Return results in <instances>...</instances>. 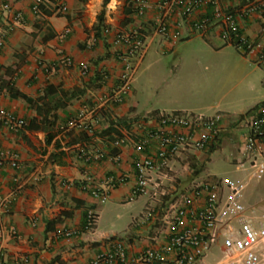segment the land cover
I'll return each instance as SVG.
<instances>
[{
	"label": "crops",
	"instance_id": "0c3cea01",
	"mask_svg": "<svg viewBox=\"0 0 264 264\" xmlns=\"http://www.w3.org/2000/svg\"><path fill=\"white\" fill-rule=\"evenodd\" d=\"M117 2V7L107 12L109 3L104 7V0H47L41 14L34 16L31 13L34 0H0V37L4 42L0 49V110L24 120L26 125L32 119L36 124L40 121L25 100L10 96L9 89L26 98H42L38 100L39 106L65 104L63 111H57L58 124L77 119L99 106L100 98L113 92L120 83L123 68L113 38L118 31L137 32L143 37L144 50L133 60L136 73L156 37L153 10L138 17L135 0ZM57 3L67 7L66 13L55 11ZM17 13L22 14V20L15 21ZM101 13L110 32L97 35L95 26ZM244 27L247 35L254 36V26ZM66 30H69L67 34ZM173 32L177 34L176 40L162 37L164 51L175 49L176 43L187 35H199L202 39L212 35L220 39L219 29L214 26L203 35L192 32L188 25ZM65 57L73 61V67L63 64ZM83 63L90 66L89 76L81 75ZM133 81L134 76L124 102L102 107L100 123L94 126L95 136L85 132L87 140H82L79 129H72L55 135L47 144L42 129L24 127L13 131L0 122V147L15 154L20 164L19 170L0 168V264L25 261L27 264H89L98 255L109 252L116 240L123 243L129 259H137L146 250L164 243L163 214L174 198L189 188L190 182H196L190 170L202 164L205 153L183 149L171 159L168 170L148 174L146 194L129 201L141 157L134 151V142L144 135L138 124L143 116L149 115L153 129L159 115L154 110L140 108L142 100L132 88ZM52 114L51 111L46 121L52 120ZM86 119L90 121L88 116ZM111 121L121 122L119 133L129 138L119 151L118 162L111 159L104 135V124ZM226 122L223 121L220 132L224 137L230 134L224 130ZM81 151L88 156L102 152L105 157L85 161ZM52 155L60 157V164L51 162ZM119 177L123 183H110ZM154 183L160 184L155 197ZM93 190H100L106 196L105 203L109 206L105 210L91 196ZM125 206L130 207L129 230L122 235L112 230L101 231L103 215L115 214L119 220ZM90 210L96 220L92 229L85 230V218ZM67 231H72L69 238L64 236ZM215 249L219 250L220 246ZM154 264H171V259Z\"/></svg>",
	"mask_w": 264,
	"mask_h": 264
},
{
	"label": "built area",
	"instance_id": "2783aa9c",
	"mask_svg": "<svg viewBox=\"0 0 264 264\" xmlns=\"http://www.w3.org/2000/svg\"><path fill=\"white\" fill-rule=\"evenodd\" d=\"M118 0H111L106 11L114 10ZM153 2V3H152ZM47 0H34L31 13L40 15ZM135 14L142 17L153 10V35L167 40L177 34L173 30L188 25L192 32L203 35L209 27L219 29L220 39L234 46L244 55H250L255 62L264 66V0H135ZM4 9L9 11V7ZM55 11L64 14L67 7L55 5ZM22 14L14 15L15 21L22 20ZM246 24L260 25V33L252 36L245 33ZM173 29V30H172ZM69 30L65 31L67 34ZM110 30L105 28L104 34ZM117 46V59L122 64L120 83L113 92L100 98V104L80 114L61 128L62 132L79 129L91 135L99 124L101 109L105 105L124 102L133 80V60L144 50L143 37L137 32H116L113 36ZM4 46L0 37V49ZM66 67H73L69 57L63 59ZM81 75L91 73L89 64H80ZM90 121H87V116ZM220 116L204 117L196 114L158 115L156 125L150 129V116L145 115L138 124L144 133L134 142V151L141 157L136 166V185L129 201L148 192V174L169 169V162L183 149L191 148L205 152L215 144L223 126ZM0 122L13 131L26 126L24 120L0 110ZM244 134L240 139L238 158L232 165L236 173H246V180L224 177L215 181L193 183L177 195L163 214L165 241L160 246L146 250L137 259H129L127 250L120 240L113 242L109 252L98 255L89 264H264V213L256 214L253 207L242 201L247 184L259 183L264 179V101L252 109L243 120ZM127 135L118 136L112 148L120 151L128 142ZM153 144V145H152ZM85 161H98L104 153L88 156L80 153ZM120 153L111 156L118 162ZM8 166L19 170L18 158L12 152L0 147V168ZM123 178L111 179L112 185L123 183ZM65 185H69L66 184ZM160 190V184H153V197ZM91 196L100 204L107 200L100 190H93ZM6 205L9 202H4ZM153 210V214H154ZM96 216L88 211L85 230L95 224ZM66 238L72 231L64 233ZM220 246L219 256H212L214 247ZM23 264H27L25 261Z\"/></svg>",
	"mask_w": 264,
	"mask_h": 264
},
{
	"label": "rangeland",
	"instance_id": "374dc122",
	"mask_svg": "<svg viewBox=\"0 0 264 264\" xmlns=\"http://www.w3.org/2000/svg\"><path fill=\"white\" fill-rule=\"evenodd\" d=\"M253 26L252 34L260 33V25ZM161 40L160 36L154 38L134 75L132 88L142 100L140 108L160 115L193 113L222 117L227 121L224 130L230 134L219 135L213 153L204 154L202 164L190 170L191 176L196 183L224 177L246 180V173H236L232 162L239 155L244 116L264 101V66L212 35L207 39L199 35L184 36L171 51L163 50ZM242 201L253 207L256 214L264 213V179L247 184ZM108 206V203L101 205L104 210ZM129 206L121 209L119 220L115 219V214L110 217L105 213L100 230H112L121 235L128 231ZM218 256L219 250H213L209 261Z\"/></svg>",
	"mask_w": 264,
	"mask_h": 264
},
{
	"label": "trees",
	"instance_id": "16d2710c",
	"mask_svg": "<svg viewBox=\"0 0 264 264\" xmlns=\"http://www.w3.org/2000/svg\"><path fill=\"white\" fill-rule=\"evenodd\" d=\"M110 0H104V7H106V5L109 3ZM105 25L103 22V13H101L98 18H97V24L95 26V29L97 31V35L99 33H102L105 31ZM9 94L11 97L16 98V99H23L25 100L26 104L29 106V108H31L32 110H34L37 114V117L40 118V121L37 122L38 124H36V121L34 119H32L31 121H29V123L25 126V128L27 127L28 129L31 130H39L42 129L46 132V143H50L51 139L62 132L61 128L64 127L65 125L68 124V122H70L69 120H62L61 124H58V120L60 119L57 116V111L59 110H64L65 109V104H55V105H50L49 104H42V105H38V100L42 99V98H37V99H31V98H26L23 95H21L18 92H14L12 89H9ZM48 95V92H47ZM53 112V118L50 121H46V117L50 112ZM250 112V111H249ZM248 112V113H249ZM246 113V115L248 114ZM107 121V120H106ZM100 123V121H99ZM105 125V136H107V142L108 145L110 146V150H109V154H111V156H115L118 154V150L115 148H112V143L114 142V140L120 136L118 127H120L121 122H109L108 124H104ZM82 133V140H87L88 137H86L85 132L81 131ZM92 137L95 136V133L93 131V133L91 134ZM102 135V133H101ZM214 145V144H213ZM213 145H211L207 150H205L204 153H213ZM62 154V153H61ZM51 162L52 163H59L60 164V157H57L56 155H52L51 156ZM92 211V210H91ZM87 216V214H86ZM96 216V215H95ZM85 225H86V218H85ZM85 228V226H84Z\"/></svg>",
	"mask_w": 264,
	"mask_h": 264
}]
</instances>
